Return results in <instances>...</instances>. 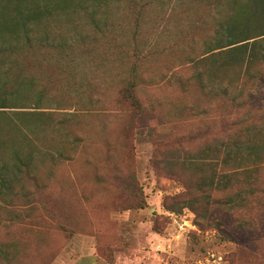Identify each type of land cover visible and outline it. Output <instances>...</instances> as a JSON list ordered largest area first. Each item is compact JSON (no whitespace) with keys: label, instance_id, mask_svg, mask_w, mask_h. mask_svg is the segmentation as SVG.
Returning <instances> with one entry per match:
<instances>
[{"label":"trees","instance_id":"obj_1","mask_svg":"<svg viewBox=\"0 0 264 264\" xmlns=\"http://www.w3.org/2000/svg\"><path fill=\"white\" fill-rule=\"evenodd\" d=\"M110 5L122 8L118 15L124 23L119 18L108 22ZM155 34L159 39L147 42ZM160 39L166 46H159ZM160 60L166 72L173 62L188 67L184 81L173 77L174 82L186 96L213 108L202 114L211 112L218 129L213 143L184 154L181 165L193 171V181L164 167L182 182L185 197L182 206L166 210L191 211L201 231L212 217L216 194L223 195L224 206L236 218L252 210L262 215L264 182L258 172L264 166V143L220 136L236 121L234 111L244 106L264 124V114L250 102L257 95L264 107V0H0V193L37 186L35 147L44 129L72 146L80 141L71 131L81 133L79 116L41 111L45 106L61 112L75 106L95 121L102 117L93 113L96 108L135 107L131 117L137 124L132 126H147L137 89L140 77L158 68ZM246 84L252 90L247 89L251 95L243 104L237 100ZM11 132L23 147L8 145ZM57 158L69 157L58 153ZM132 203V208L144 207L138 194ZM255 219L236 220L235 229L247 228L258 240L263 228Z\"/></svg>","mask_w":264,"mask_h":264},{"label":"rangeland","instance_id":"obj_2","mask_svg":"<svg viewBox=\"0 0 264 264\" xmlns=\"http://www.w3.org/2000/svg\"><path fill=\"white\" fill-rule=\"evenodd\" d=\"M51 4L55 6L53 1ZM110 7L108 22L120 20L122 8ZM153 39L158 40V34L147 42ZM157 43L166 46L165 40ZM147 49L148 45L143 53ZM162 61L139 79L136 96L140 109L148 113L145 127L132 126L137 124L131 117L137 112L135 107L124 106L130 112L116 106L96 108L93 113L102 116L98 121L75 106L62 112L53 106L43 107L44 112L77 114L82 131H71L80 141L72 146L71 141L52 138L50 130L39 133L37 186L27 185L23 191L17 186L0 193V264H264V208L258 217L252 210L236 218L224 206L223 195L216 194L212 217L203 231L191 211L166 210V206H182L185 197L181 196L182 182L172 179L164 167L177 171L187 182L193 181V171L181 165L184 154L213 143L218 129L211 112L202 114L213 108L198 97L194 101L186 96L174 82L173 77L176 82L184 81L190 73L188 67L173 62L166 72ZM261 71L264 85V67ZM98 72L103 74L102 69ZM102 88L104 84L98 87V94L103 93ZM250 88L252 85L246 84L238 102L248 103ZM255 97L251 104L264 114ZM257 116L261 117L246 113L245 106L235 110L232 119L236 121L229 122L228 130L224 129L227 133L220 138L264 143V124ZM6 141L23 147L14 132ZM8 151L3 154L5 161ZM58 153L69 158L58 159ZM258 176L264 182V166ZM261 190L264 192V185ZM137 194L144 201L142 209L132 208ZM250 217H256L255 223L263 228L258 240L247 228L235 229L236 220Z\"/></svg>","mask_w":264,"mask_h":264}]
</instances>
